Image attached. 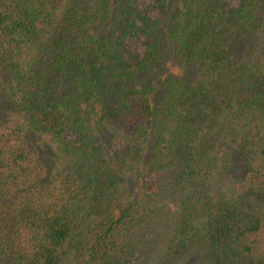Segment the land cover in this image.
I'll return each mask as SVG.
<instances>
[{
	"label": "trees",
	"instance_id": "1",
	"mask_svg": "<svg viewBox=\"0 0 264 264\" xmlns=\"http://www.w3.org/2000/svg\"><path fill=\"white\" fill-rule=\"evenodd\" d=\"M0 264H264V0H0Z\"/></svg>",
	"mask_w": 264,
	"mask_h": 264
}]
</instances>
